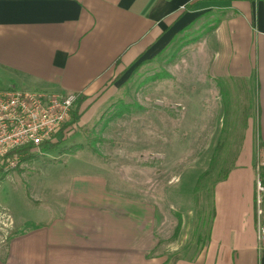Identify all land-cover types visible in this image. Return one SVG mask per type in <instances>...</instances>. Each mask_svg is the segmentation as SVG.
<instances>
[{
  "label": "crops",
  "instance_id": "crops-1",
  "mask_svg": "<svg viewBox=\"0 0 264 264\" xmlns=\"http://www.w3.org/2000/svg\"><path fill=\"white\" fill-rule=\"evenodd\" d=\"M205 19L215 87L237 81L258 92L262 150L264 0H0V70L32 90L80 94L83 126L118 72L157 56ZM253 134L242 142L235 171L215 187L216 213L198 257L169 261L157 253L153 201L104 177H80L56 215L2 228L0 264H264L248 171L256 167Z\"/></svg>",
  "mask_w": 264,
  "mask_h": 264
},
{
  "label": "rangeland",
  "instance_id": "rangeland-1",
  "mask_svg": "<svg viewBox=\"0 0 264 264\" xmlns=\"http://www.w3.org/2000/svg\"><path fill=\"white\" fill-rule=\"evenodd\" d=\"M207 20L118 72L87 125L79 120L55 135L58 145L22 153L33 156L0 177V234L15 221L23 228L56 215L76 178L104 177L155 203L159 255L198 257L210 235L215 187L235 171L250 130L254 184L264 161L258 92L237 81L215 87ZM0 75L8 84L0 90L44 92Z\"/></svg>",
  "mask_w": 264,
  "mask_h": 264
},
{
  "label": "built area",
  "instance_id": "built-area-1",
  "mask_svg": "<svg viewBox=\"0 0 264 264\" xmlns=\"http://www.w3.org/2000/svg\"><path fill=\"white\" fill-rule=\"evenodd\" d=\"M80 94H51L0 90V172L8 174L21 167L18 151L31 147L32 151L53 143L55 135L65 132L73 120ZM260 162V163H259ZM257 165L256 182L257 236L264 248V161Z\"/></svg>",
  "mask_w": 264,
  "mask_h": 264
},
{
  "label": "trees",
  "instance_id": "trees-1",
  "mask_svg": "<svg viewBox=\"0 0 264 264\" xmlns=\"http://www.w3.org/2000/svg\"><path fill=\"white\" fill-rule=\"evenodd\" d=\"M84 101H85V98H80L79 99V106L75 109V111H74V113H73V120H72V123H70V124H68V125H66L65 127H64V130L66 129V128H70L71 126H74V125H76L77 124V122L80 120V117H81V115H80V110H81V106H82V104L84 103ZM56 145H58V143L56 142V143H51L50 144V146H56ZM47 146V145H46ZM46 146H44V147H46ZM260 147H261V145H260ZM26 151H32V148L31 147H26V148H23V149H21V150H19L18 152L19 153H21V155H22V153L23 152H26ZM33 155L31 154H28V156L27 157H25V158H23L22 157V163H23V161L24 160H26V159H29V158H31ZM2 175H5V174H3L2 172H0V177L2 176ZM228 178V175H226L222 180H224V179H227ZM218 183V182H217ZM205 189V188H204ZM205 191H206V189H205ZM214 198V197H213ZM212 208H211V226H212V222H213V219H214V217H215V204H214V201H213V204H212V206H211Z\"/></svg>",
  "mask_w": 264,
  "mask_h": 264
}]
</instances>
